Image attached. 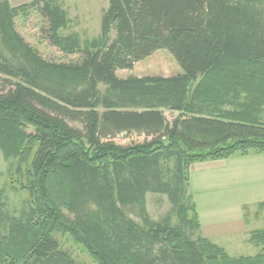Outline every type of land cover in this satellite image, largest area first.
Instances as JSON below:
<instances>
[{
  "label": "trees",
  "instance_id": "1",
  "mask_svg": "<svg viewBox=\"0 0 264 264\" xmlns=\"http://www.w3.org/2000/svg\"><path fill=\"white\" fill-rule=\"evenodd\" d=\"M32 10L79 61L23 39L15 18ZM70 22L61 0H0V264H80L65 236L95 264H264L203 237L189 191L192 164L264 152V0H108L90 39ZM159 49L181 73L117 75ZM149 193L170 205L157 219ZM249 241L264 246V227Z\"/></svg>",
  "mask_w": 264,
  "mask_h": 264
},
{
  "label": "rangeland",
  "instance_id": "2",
  "mask_svg": "<svg viewBox=\"0 0 264 264\" xmlns=\"http://www.w3.org/2000/svg\"><path fill=\"white\" fill-rule=\"evenodd\" d=\"M11 5L18 6L34 0H8ZM67 10L71 22L63 33L77 32L82 39H90L98 35L102 10L108 0H61ZM15 28L23 39L34 47L46 60L53 62H77L78 54L67 55L52 46L45 36V22L36 11H28L26 15L15 18ZM182 69L174 57L165 49H159L150 56L135 63L129 69L117 70L119 77L128 76H172L181 73ZM235 105H226L223 109H234ZM166 117L172 120L176 113L167 111ZM144 140L136 133L120 134L114 138L115 143L129 145ZM199 163V162H198ZM201 163V162H200ZM207 164L192 168L189 178L194 189V202L204 222L244 221L249 235L237 234L235 237L222 239L219 245L230 257L255 256L264 250L262 244L249 241L250 231L264 227V220L257 216V203L264 200V152L253 150L247 155H234L221 159L205 161ZM209 163V164H208ZM8 163L0 153V184L7 179ZM195 167V166H193ZM190 174V173H189ZM8 190L12 204L19 203L17 194ZM147 210L154 218H159L170 207L164 195L149 193ZM61 248L70 252L80 264H95L90 256L67 236L59 237Z\"/></svg>",
  "mask_w": 264,
  "mask_h": 264
},
{
  "label": "crops",
  "instance_id": "3",
  "mask_svg": "<svg viewBox=\"0 0 264 264\" xmlns=\"http://www.w3.org/2000/svg\"><path fill=\"white\" fill-rule=\"evenodd\" d=\"M203 164H207V163H205V162L200 163L199 162V163L192 164L190 166V169H189V173H190L189 178L193 172L192 168H197V166H202ZM193 166H195V167H193ZM189 183H190L189 191H190V193L193 197V201H194L193 193L195 191L193 189L191 182H189ZM195 206L197 209L198 207H197L196 203H195ZM197 216L199 219V223H200V227H201L200 231H201L202 236L207 238L208 240H210L211 242H213L217 245H219V243H220V241H222V239L230 240L231 238L235 237L237 234L247 235V233H248V235H249V232L246 230L245 225H244V221L242 218L238 221L204 222L201 219L202 216H201L199 211H197ZM252 231H250V233Z\"/></svg>",
  "mask_w": 264,
  "mask_h": 264
}]
</instances>
